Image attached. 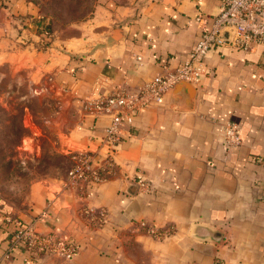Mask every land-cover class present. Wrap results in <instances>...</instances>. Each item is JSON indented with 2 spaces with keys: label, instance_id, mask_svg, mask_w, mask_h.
<instances>
[{
  "label": "crops",
  "instance_id": "crops-1",
  "mask_svg": "<svg viewBox=\"0 0 264 264\" xmlns=\"http://www.w3.org/2000/svg\"><path fill=\"white\" fill-rule=\"evenodd\" d=\"M219 5L96 0L89 18L74 25L75 34L45 37L40 46L44 36L33 22L14 25L4 15L0 64L24 70L29 85L42 87L50 107L43 137L50 135L52 151L70 158L89 150L103 158L100 137L110 117L91 115L84 101L135 89L181 64L200 34L197 14L211 17ZM0 7L14 17L38 13L26 0H0ZM204 60L199 85L176 84L122 125L103 181L72 184L65 171L30 182L18 203L0 192L1 214L11 220L0 217V264H264V164L253 160L264 158V47H221ZM227 121L239 126V145L225 144ZM27 140L26 150L37 153L40 143ZM16 221L74 243L73 259L20 246L6 260ZM147 227L166 236L154 237Z\"/></svg>",
  "mask_w": 264,
  "mask_h": 264
},
{
  "label": "built area",
  "instance_id": "built-area-1",
  "mask_svg": "<svg viewBox=\"0 0 264 264\" xmlns=\"http://www.w3.org/2000/svg\"><path fill=\"white\" fill-rule=\"evenodd\" d=\"M200 34L192 45L187 58L174 68H165L135 89L116 88L109 93H98L86 99L83 109L91 115L107 114L110 122L103 128L100 142L106 153L103 158L94 151H80L69 154L71 165L67 170V181L72 184L91 186L103 181L112 168L113 152L122 140L123 124H130L134 116L147 106L158 103L162 96L176 84L187 82L199 85L206 74L205 56L210 50L221 47L251 51L256 46L264 47V0H220L219 10L211 17L197 14ZM166 67V66H164ZM227 146L241 142L239 126L227 121L221 128ZM257 164L263 165L264 158L255 156ZM139 186L149 189L148 183L139 179ZM90 214L89 211H86ZM103 216V213H101ZM4 221L11 220L2 216ZM16 227L8 239L9 248L5 259L9 260L10 250L24 247L34 253L53 254L66 260L73 259L77 246L65 241L54 233H41L31 223L15 222ZM145 226L143 221L139 222ZM167 232V231H166ZM146 233L162 238L165 231L147 227ZM212 264H222L215 259Z\"/></svg>",
  "mask_w": 264,
  "mask_h": 264
},
{
  "label": "rangeland",
  "instance_id": "rangeland-1",
  "mask_svg": "<svg viewBox=\"0 0 264 264\" xmlns=\"http://www.w3.org/2000/svg\"><path fill=\"white\" fill-rule=\"evenodd\" d=\"M37 9L36 17H14L0 7V24L3 18L20 24L34 23L32 29H44L47 23L49 33L38 38V46L48 40L73 35L74 25L86 21L96 0H26ZM2 8V9H1ZM6 13V14H5ZM36 26V28H35ZM50 35V36H49ZM23 40V38H22ZM39 49V48H38ZM14 71L12 66L0 64V192L7 200L18 203L26 194L30 182L46 175L61 174L71 165L70 158L50 149L49 134L44 130L50 107L42 100V87L29 85L27 73ZM35 86V87H34ZM54 108V105H53ZM56 110V107H55ZM38 127L41 134H33L29 124ZM21 124L22 128H19ZM40 133V132H39ZM31 144L40 143V149L28 151L24 139ZM26 141V140H25Z\"/></svg>",
  "mask_w": 264,
  "mask_h": 264
},
{
  "label": "trees",
  "instance_id": "trees-1",
  "mask_svg": "<svg viewBox=\"0 0 264 264\" xmlns=\"http://www.w3.org/2000/svg\"><path fill=\"white\" fill-rule=\"evenodd\" d=\"M47 27H48V25H47V23H45V27H44V29H41V28L38 27L37 30H38V32H40V33L43 32V34H45L44 32H46V34H47V33H49L48 30H47ZM20 127L22 128L21 124L19 125V128H20ZM65 158H66V157H65Z\"/></svg>",
  "mask_w": 264,
  "mask_h": 264
},
{
  "label": "water",
  "instance_id": "water-1",
  "mask_svg": "<svg viewBox=\"0 0 264 264\" xmlns=\"http://www.w3.org/2000/svg\"><path fill=\"white\" fill-rule=\"evenodd\" d=\"M180 85H191L190 83H187V82H181V83H179Z\"/></svg>",
  "mask_w": 264,
  "mask_h": 264
}]
</instances>
